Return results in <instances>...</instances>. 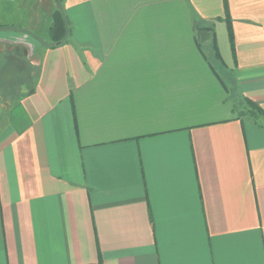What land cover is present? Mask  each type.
Masks as SVG:
<instances>
[{"label": "crops", "instance_id": "obj_1", "mask_svg": "<svg viewBox=\"0 0 264 264\" xmlns=\"http://www.w3.org/2000/svg\"><path fill=\"white\" fill-rule=\"evenodd\" d=\"M46 1L0 13V264H264V0H63L58 46Z\"/></svg>", "mask_w": 264, "mask_h": 264}, {"label": "rangeland", "instance_id": "obj_2", "mask_svg": "<svg viewBox=\"0 0 264 264\" xmlns=\"http://www.w3.org/2000/svg\"><path fill=\"white\" fill-rule=\"evenodd\" d=\"M17 3H18V1H16V3L12 2L13 9L11 11L15 10L14 6L17 5ZM46 3H47V5H44L45 7L40 8V9L38 8L36 10V12L39 13L40 23L36 27L35 32L31 31V33L33 35H35V37H37L38 40H41L43 42H46L49 39V25H51V21H52V18H51L52 14L51 13L54 12L55 10H59L61 12L65 11V9L63 8L64 7L63 0H47ZM3 7L6 10V0H0V13L4 11ZM17 17H19V16L17 15ZM7 22H8L7 27L12 28V29L14 28L15 30L19 29L20 27L21 28L25 27L24 25H17V24L11 25L12 21H10V20H8ZM68 26H70V25L68 24ZM32 30H34V29H32ZM224 82L226 83V85H228L230 87L229 82H227L226 79ZM229 90H230V92H229ZM229 90H228V95H230V97H231V96H233V93H231L232 90L230 88H229ZM235 103H236L235 108L237 109L236 113L239 116H242L244 118H251L253 116L257 118L258 116H260L259 110L255 106H253V105L251 106L248 103V101H246V100H235Z\"/></svg>", "mask_w": 264, "mask_h": 264}, {"label": "trees", "instance_id": "obj_3", "mask_svg": "<svg viewBox=\"0 0 264 264\" xmlns=\"http://www.w3.org/2000/svg\"><path fill=\"white\" fill-rule=\"evenodd\" d=\"M51 18H52V21H51V25L49 27V37H50L52 46H58V45L63 44L67 40L68 32H69L68 21H67L65 14L59 10H55L52 13ZM226 23H227L229 37H230V39H232V31L230 28V22L227 18H226ZM194 30L196 32L198 31V33L200 31H205V32L210 33V46H209V48L213 54L214 61H213L212 57L209 55L208 56V61H209L208 63H210V65H211L214 62L215 63L221 62V59H220V56L218 53L215 34H214L212 26H208V27L203 28V27H200L199 25L195 26V24H194ZM196 45H197L198 50L203 51L202 47L199 45L197 40H196ZM249 104L251 106L253 105L251 103H249ZM259 112H260V110H259ZM260 114H261V112H260Z\"/></svg>", "mask_w": 264, "mask_h": 264}]
</instances>
